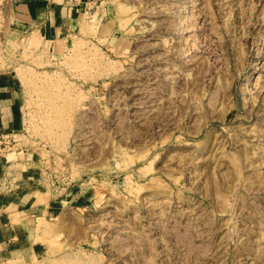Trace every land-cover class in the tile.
<instances>
[{"label": "rangeland", "instance_id": "1", "mask_svg": "<svg viewBox=\"0 0 264 264\" xmlns=\"http://www.w3.org/2000/svg\"><path fill=\"white\" fill-rule=\"evenodd\" d=\"M8 6L0 144L33 159L0 194L41 207L7 264H264V0H75L24 33Z\"/></svg>", "mask_w": 264, "mask_h": 264}, {"label": "crops", "instance_id": "2", "mask_svg": "<svg viewBox=\"0 0 264 264\" xmlns=\"http://www.w3.org/2000/svg\"><path fill=\"white\" fill-rule=\"evenodd\" d=\"M73 1L75 0H9L8 19L16 25V28L11 27L10 30L24 33L36 27H44L56 32L61 28L62 20L67 16L69 5ZM20 109L15 86L9 79L1 76L0 138L21 128ZM8 148L10 147L0 144V180L3 179L10 184L12 164L15 161L21 163L32 161L33 155L23 149L13 153ZM23 183H26V180L18 182L14 187H23ZM9 190L0 194V264H7L25 253V242L30 238V232L27 230L30 215L38 213L41 207L39 204H33V197H30L28 189L23 187L18 197L14 192L9 193L11 191ZM28 195L30 196L27 197Z\"/></svg>", "mask_w": 264, "mask_h": 264}, {"label": "bare ground", "instance_id": "3", "mask_svg": "<svg viewBox=\"0 0 264 264\" xmlns=\"http://www.w3.org/2000/svg\"><path fill=\"white\" fill-rule=\"evenodd\" d=\"M242 194H244V192H243ZM236 209H238V208H236ZM236 209H235V212H236ZM240 214H242V213H238V214L236 213V217L239 216ZM247 216H248V215H247ZM249 218H250V216L245 217V218L243 217V219L246 220V221H249ZM40 220H41V219H40ZM42 222H43V221H42ZM45 222H46V221H45ZM249 222H250V221H249ZM42 224H43V223H42ZM41 226H42V225H41ZM43 226H44V224H43ZM45 227H46V226H45ZM47 227H48V226H47ZM49 228H50V226H49ZM47 230H49V229H47ZM50 230H51V229H50ZM50 230H49V231H50ZM52 231H53V229H52Z\"/></svg>", "mask_w": 264, "mask_h": 264}]
</instances>
